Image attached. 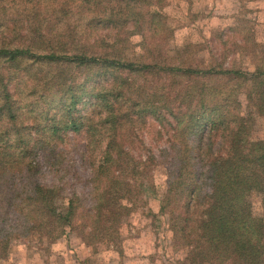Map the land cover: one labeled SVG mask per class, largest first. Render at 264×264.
I'll return each instance as SVG.
<instances>
[{"label": "trees", "instance_id": "16d2710c", "mask_svg": "<svg viewBox=\"0 0 264 264\" xmlns=\"http://www.w3.org/2000/svg\"><path fill=\"white\" fill-rule=\"evenodd\" d=\"M167 4L0 0V262L11 240L55 241L66 229L88 246L117 241L164 165L159 213L185 252L177 264H264V220L250 202L260 196L264 207V137L252 130L264 118V54L251 73L214 57L195 65L201 44L169 48ZM46 101L44 124L32 107ZM149 119L171 132L161 162L132 153ZM67 132L93 148L85 178L58 161ZM219 134L223 151L212 152ZM68 173L80 192L67 188Z\"/></svg>", "mask_w": 264, "mask_h": 264}, {"label": "rangeland", "instance_id": "374dc122", "mask_svg": "<svg viewBox=\"0 0 264 264\" xmlns=\"http://www.w3.org/2000/svg\"><path fill=\"white\" fill-rule=\"evenodd\" d=\"M165 12L170 28L174 30L169 48L185 42L202 45L203 51L198 57L194 56L195 65L208 66L214 57L219 62L224 59L227 68L235 67L251 73L260 64V56L264 54V0L250 3L245 0H168ZM24 78L21 76L18 80L24 83ZM47 106H51L48 101L34 105L33 118H42L44 124L48 122L53 110L46 117ZM52 107L54 109V105ZM77 110L82 115L90 113V108L82 103L77 105ZM248 110L243 108V112ZM252 130L253 136L264 137V118L256 116ZM170 134L167 126L163 127L149 119L133 138L134 157L144 159L152 154L161 162L168 157L160 155V152L171 141ZM64 136L61 142H57L58 161L60 165L69 168L71 175L75 173L85 178L90 172L87 158L95 156L93 148L88 147L84 133L77 135L67 132ZM209 138L206 132L204 143ZM211 139L212 152H222V137ZM164 167L157 165L151 172L158 189L156 192L147 191L142 194L138 204L132 208V213L123 219L117 241L88 246L78 231L73 229H66L65 235L55 241L15 239L10 241L7 255L0 264H78L83 261L89 264H177L185 252L182 250L177 253L172 248L171 235L165 230L168 215L159 213L162 195L165 193ZM70 173L65 177V181L68 180L67 188L76 184L74 192H80L78 178H70ZM50 178L51 175L47 174L46 180ZM65 194H70L69 189H65ZM250 202L254 215L264 220L260 196L251 197ZM57 204L65 207L66 201L60 199Z\"/></svg>", "mask_w": 264, "mask_h": 264}]
</instances>
